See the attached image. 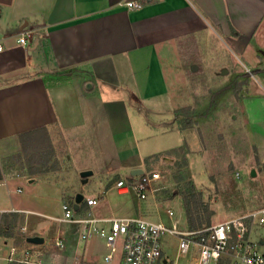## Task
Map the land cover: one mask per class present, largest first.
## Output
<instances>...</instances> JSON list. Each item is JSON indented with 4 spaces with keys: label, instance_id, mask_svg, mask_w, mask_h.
I'll return each instance as SVG.
<instances>
[{
    "label": "crops",
    "instance_id": "1",
    "mask_svg": "<svg viewBox=\"0 0 264 264\" xmlns=\"http://www.w3.org/2000/svg\"><path fill=\"white\" fill-rule=\"evenodd\" d=\"M125 1L0 0V264L4 259L6 264L121 261V245L107 260L103 238L80 240L74 223L54 216L69 236L66 251L51 248L55 225L33 224L30 216L42 185L60 195L61 204L69 200L77 206L79 183L92 181L96 193H83L80 209L94 196L100 218L142 216L171 223L156 192L141 199L133 191L119 192L114 183L138 176L137 170L158 169L165 154L147 157L182 145L170 82L180 67L197 65L193 52L206 36L222 37L237 59L242 56L231 73L249 91L248 99L264 95L252 69L264 86V0H142L134 9ZM23 30L33 32L28 47L17 42ZM221 64L227 73L230 64ZM262 105H251L259 124L258 131H249L264 164ZM38 134L47 154L28 159L23 143ZM84 170H91L85 182ZM24 179L29 195L19 196ZM151 204L155 214L144 208ZM30 236L44 242H31ZM97 242L105 246L102 260ZM13 246L21 258L8 259ZM25 249L31 252L28 262L21 260Z\"/></svg>",
    "mask_w": 264,
    "mask_h": 264
},
{
    "label": "rangeland",
    "instance_id": "2",
    "mask_svg": "<svg viewBox=\"0 0 264 264\" xmlns=\"http://www.w3.org/2000/svg\"><path fill=\"white\" fill-rule=\"evenodd\" d=\"M204 40L198 45L200 48L193 52L196 54L195 64L198 69H191L194 63L185 64L184 67L179 65L174 80L170 82L175 111H186L192 117V125L184 128L182 133L181 143L186 142V146L175 153L165 154V160L157 166L164 176L157 183L156 191L161 212L165 214L168 208L173 209L183 230L189 226V208L190 212L196 213L194 206L197 202L199 212L196 216L202 220L203 225L215 224L264 206V164L258 157V148L251 140L249 131H258L259 122L251 116L250 108L254 102L262 103L264 108V95L249 100V91L242 89L241 82L236 84V77L231 70H235V60L241 64L239 58L242 56L237 59L222 37L219 39L210 35V38L206 36ZM223 61L230 64L227 73L226 67L221 64ZM252 69L258 74L253 77L260 81V72L256 67ZM261 79L264 83V79ZM248 80L245 79L246 82ZM259 81L256 80V85L264 88ZM24 180V183L19 182L23 189L19 196L29 195V181ZM79 187L84 195L96 193L94 191L97 190L92 181L79 183ZM14 195L18 194L15 192ZM38 195L36 204L31 206L36 211L30 215L32 223L38 222L40 226L44 224L42 221L54 224L51 230L56 235L51 237L52 241L57 235L69 236L68 230L58 229L59 222L51 218L62 214L60 195L44 185L40 187ZM144 208L148 213L149 210L153 214L156 212L154 204L145 205ZM50 233L53 234V231ZM252 238L260 243L264 252V245L261 244V240H264V226L254 223ZM162 242L165 257L171 264H184L188 261L186 255L177 259V236L166 233ZM94 249L102 260L104 243L97 242ZM27 252H30L29 249L24 250V257ZM17 254L18 249L14 256L21 258ZM223 259L224 264H236L230 254H225ZM5 260L3 264L7 262Z\"/></svg>",
    "mask_w": 264,
    "mask_h": 264
},
{
    "label": "built area",
    "instance_id": "3",
    "mask_svg": "<svg viewBox=\"0 0 264 264\" xmlns=\"http://www.w3.org/2000/svg\"><path fill=\"white\" fill-rule=\"evenodd\" d=\"M124 4L134 9L142 7L144 1L126 0ZM31 37L32 31L23 30L17 42L28 47ZM2 48L0 44V50ZM163 177L158 169L143 170L138 176L117 179L114 186L119 192L133 191L141 199H145L156 192L157 182ZM85 202L86 207L80 209L81 202L75 206L73 202L64 200L62 215L57 219L63 223H74L80 240L95 236L103 238L108 250L105 256L107 260L113 258L121 245L123 252L119 264H171L165 257L162 242L164 234L170 233L178 237L177 259L188 256V261L184 264H218L225 254L233 256L236 264H264V252L260 243L252 238L253 224L264 226V206L215 224L183 230L174 210L170 208L166 210L171 218V223L168 224L142 216L100 218L93 209L97 199L94 196L87 197ZM51 244L58 249H65V236L57 235ZM16 250L17 247L11 248L8 259L17 258L14 256ZM30 257L31 252H27L21 260L28 262Z\"/></svg>",
    "mask_w": 264,
    "mask_h": 264
},
{
    "label": "trees",
    "instance_id": "4",
    "mask_svg": "<svg viewBox=\"0 0 264 264\" xmlns=\"http://www.w3.org/2000/svg\"><path fill=\"white\" fill-rule=\"evenodd\" d=\"M175 117H176V120H177L179 127L182 131H184V128L190 127L193 123L192 117H190V115H188V113H186V111L183 112L182 110L177 109L175 111ZM42 141H44V137H41V135L38 134V135L33 136L31 138V140H28L27 142L23 143L25 155L27 156L28 159H30V158L33 159L34 156H38V155L43 157L45 154H47L41 150L42 146L44 145V144H41ZM184 146H186V142L184 144H182L180 147L170 149V150H168L164 153H161V154L149 156V157H147V160H150V159L155 158L157 156H161L162 154L175 153L177 150H179L180 148H183ZM50 152H51V150H50ZM194 208L196 210V213H198L199 212L198 202L196 203ZM190 210L191 209L189 208V211H188L189 226H187V227L190 229H197V228L203 226L202 220L198 216H196V213H192V212H190ZM207 225H210V223H207ZM161 264H167V263L162 262ZM218 264H224L223 257L220 258Z\"/></svg>",
    "mask_w": 264,
    "mask_h": 264
},
{
    "label": "water",
    "instance_id": "5",
    "mask_svg": "<svg viewBox=\"0 0 264 264\" xmlns=\"http://www.w3.org/2000/svg\"><path fill=\"white\" fill-rule=\"evenodd\" d=\"M192 68L194 70L197 69V65H193ZM137 171L142 172L143 170H137ZM90 173H91V170H84L81 173L84 176V179H83L84 182L87 181L86 176L89 175ZM255 173H256V171L253 170V174H255ZM83 197H84V195L82 193H78L77 194V198H76L77 205L81 202V200L83 199ZM28 240L31 241V242H35V243H42V242H44V238L41 237V236H30V237H28Z\"/></svg>",
    "mask_w": 264,
    "mask_h": 264
}]
</instances>
